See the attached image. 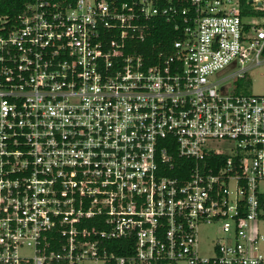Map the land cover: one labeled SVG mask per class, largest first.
Returning a JSON list of instances; mask_svg holds the SVG:
<instances>
[{"label":"built area","instance_id":"1","mask_svg":"<svg viewBox=\"0 0 264 264\" xmlns=\"http://www.w3.org/2000/svg\"><path fill=\"white\" fill-rule=\"evenodd\" d=\"M263 55L264 0L0 14V264H264Z\"/></svg>","mask_w":264,"mask_h":264},{"label":"rangeland","instance_id":"2","mask_svg":"<svg viewBox=\"0 0 264 264\" xmlns=\"http://www.w3.org/2000/svg\"><path fill=\"white\" fill-rule=\"evenodd\" d=\"M264 58V55L262 56ZM231 87L238 86L237 91L240 93L264 94V62L258 66L252 67L246 74L244 79L237 83L228 82ZM204 235L209 236V230L204 232ZM206 240V239H205ZM177 264H186L178 262Z\"/></svg>","mask_w":264,"mask_h":264},{"label":"trees","instance_id":"3","mask_svg":"<svg viewBox=\"0 0 264 264\" xmlns=\"http://www.w3.org/2000/svg\"><path fill=\"white\" fill-rule=\"evenodd\" d=\"M25 0H0V14H15L18 13ZM263 13V12H259ZM182 161H186L185 159ZM117 244H119L116 247H112L113 251H115L119 255L127 254L131 252V249L133 248V242H129L128 240L121 239L117 241ZM130 244V247L128 246H121V245H126ZM132 245V247H131Z\"/></svg>","mask_w":264,"mask_h":264},{"label":"water","instance_id":"4","mask_svg":"<svg viewBox=\"0 0 264 264\" xmlns=\"http://www.w3.org/2000/svg\"><path fill=\"white\" fill-rule=\"evenodd\" d=\"M251 1V0H250Z\"/></svg>","mask_w":264,"mask_h":264}]
</instances>
